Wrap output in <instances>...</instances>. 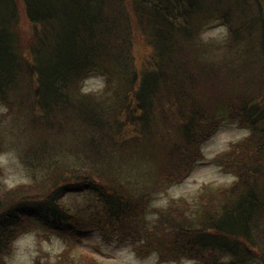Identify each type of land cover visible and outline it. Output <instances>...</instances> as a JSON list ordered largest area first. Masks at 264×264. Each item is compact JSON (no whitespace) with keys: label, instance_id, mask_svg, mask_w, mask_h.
Segmentation results:
<instances>
[{"label":"trees","instance_id":"obj_1","mask_svg":"<svg viewBox=\"0 0 264 264\" xmlns=\"http://www.w3.org/2000/svg\"><path fill=\"white\" fill-rule=\"evenodd\" d=\"M221 24L234 53L222 67L200 41ZM220 69L242 84L213 108L190 85ZM92 73L103 83L85 90ZM0 103L19 133L33 132L20 149L30 179L0 182L1 263L18 236L41 226L65 246L36 264H100L76 250L86 227L103 242L129 236L145 252L192 264H264V0H0ZM160 117L178 124L166 130ZM220 119L247 129L216 156L233 180L202 182L195 203L179 195L146 230L148 192L133 185L123 151L147 144L179 180L202 152L203 125L211 132ZM127 122L133 140L121 138ZM173 130L181 138L167 146ZM71 194L85 201L67 202Z\"/></svg>","mask_w":264,"mask_h":264},{"label":"rangeland","instance_id":"obj_2","mask_svg":"<svg viewBox=\"0 0 264 264\" xmlns=\"http://www.w3.org/2000/svg\"><path fill=\"white\" fill-rule=\"evenodd\" d=\"M227 29L223 24L216 25L205 29L202 34V43L208 41V48H211L212 52L210 58L216 65L222 67L221 63L225 62L233 56L227 49ZM198 40H194V44L190 45L189 52L193 54V50L197 45ZM199 45V44H198ZM145 48V47H144ZM143 47L139 50L140 61H143L146 57L144 55L145 49ZM197 55L201 56L198 52ZM225 69V68H222ZM218 79H207V84H201L195 82L194 95L200 101L212 105L213 108L219 106L222 103H228L232 93L237 91L241 87V82L232 79L228 74L221 69ZM214 77V76H213ZM215 78V77H214ZM103 83V79L100 74L92 73L85 79L84 89L95 90ZM8 108L0 103V133L4 138L5 147L0 151V164L3 166L2 175H0L1 184L7 186L14 185L17 182H24L30 179L29 172H27L23 161L21 160V147L26 145L27 137L32 136L33 132H24L23 134L18 132L15 127V122L18 120L15 114L6 115ZM169 115L174 116V112L169 109ZM222 120V119H220ZM160 123L162 127L169 130L174 128L178 122L172 120L170 125H165L160 117ZM220 121V126L214 127L213 131H208L209 125L202 131L206 133L207 137L200 142L201 153H198V158L192 163L195 167L184 178L176 179L170 174L172 171L163 172L161 168L160 157L157 153L153 156L150 152V146L143 144L142 146H134L133 149H129L122 153L123 165L125 170L133 180V185L143 186L148 192L147 204L144 209L145 217L148 219L145 225L146 230L156 227L159 217H162V213L168 214L169 207H175L178 205L179 195L186 196L189 203H195L198 199V192L200 185L204 181H212L219 183L231 182L233 180L234 173L226 172L218 163L216 156H219L221 151L229 147L232 141H235L242 137L247 132L245 128H239L237 125L230 121ZM23 125V123H21ZM13 126V127H12ZM136 126L134 124L124 125L120 134L122 137H127L133 140L136 133ZM166 136L167 146H171L173 142L181 138V134L175 130ZM157 134V131H155ZM158 135V134H157ZM133 142V141H132ZM131 142V143H132ZM120 154V152L118 151ZM161 175V176H160ZM85 194L73 195L67 197V202H75L83 204L85 201ZM177 201V202H176ZM168 207V208H167ZM171 209V208H170ZM172 210V209H171ZM47 231L41 226L29 229L26 233L17 237L14 243V251L7 257V263L0 262V264H36L37 257L45 260H54L65 246V242L56 234L50 232L47 236H44ZM83 239L75 245L78 252L89 251L93 255L99 257L100 264H192L193 259L182 256L181 258L168 259L160 254L159 249L149 250L145 252L139 241L124 238L113 240L109 242H103L101 235L96 229L92 227H86L82 232Z\"/></svg>","mask_w":264,"mask_h":264}]
</instances>
